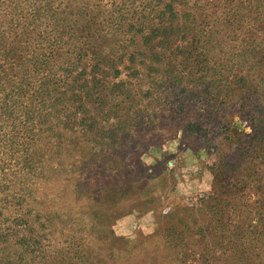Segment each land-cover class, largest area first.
<instances>
[{
	"label": "rangeland",
	"instance_id": "374dc122",
	"mask_svg": "<svg viewBox=\"0 0 264 264\" xmlns=\"http://www.w3.org/2000/svg\"><path fill=\"white\" fill-rule=\"evenodd\" d=\"M208 3L193 12H223L216 28L228 29L217 38H227L204 47L227 61L226 72H189L173 51L186 35L177 26L168 43L134 41L138 72L118 65L108 78L127 93L111 84L93 89L67 110L82 122L3 124L0 264H264V84L240 92L236 78L227 83L241 44L240 26L224 22L226 10L241 22L256 7L254 0ZM135 20L122 27L109 20L117 38L106 43L137 35ZM232 127L234 142H224ZM220 161L231 164L235 187L201 200L212 193L211 167ZM12 190L16 196L6 198Z\"/></svg>",
	"mask_w": 264,
	"mask_h": 264
},
{
	"label": "trees",
	"instance_id": "16d2710c",
	"mask_svg": "<svg viewBox=\"0 0 264 264\" xmlns=\"http://www.w3.org/2000/svg\"><path fill=\"white\" fill-rule=\"evenodd\" d=\"M213 1L206 0V3ZM198 2L201 0H192L187 6V0H134L125 5L118 0H0V129L3 124L26 120L82 122L83 117L67 110L74 105L76 109L82 106V99L90 97L93 89L101 93L112 86L122 91L121 96L127 93L126 84L112 83L108 78L120 73L118 65L130 73L138 72L132 66L133 56L139 51L134 41L147 45L156 39L163 43L158 39L162 36L167 42L170 29L177 26H184L186 35L181 36L180 44L173 51L182 55L189 72L206 73L216 69L226 72L227 61L212 58L211 51L204 47L212 40H215L212 44H222L227 38L226 35L219 40V34L226 33L228 28H216L225 18L223 12L218 13L215 8L209 13L206 8L198 7L202 12L194 13ZM253 5L256 8L252 19L247 17L238 22L240 14L230 9L224 14L228 16L224 21L226 26H240L241 45L234 52L239 63L236 62V69L226 77L228 84L236 78L234 84L240 92H249L264 84V13L258 9L259 1L254 0ZM125 13L129 17H124ZM130 16H135L132 27L138 34L125 40L116 39L120 41L112 45L106 43L109 38H117L109 30V20L118 19L116 25L122 27L121 21ZM126 42L134 44L128 47ZM57 110L64 114L57 115ZM226 130L231 136H226L224 142L233 143L232 135L235 137L238 131L235 127ZM229 165L222 161L213 163L212 193L201 200H216L221 193L235 187L228 173ZM4 196L14 198L16 192L12 190Z\"/></svg>",
	"mask_w": 264,
	"mask_h": 264
}]
</instances>
